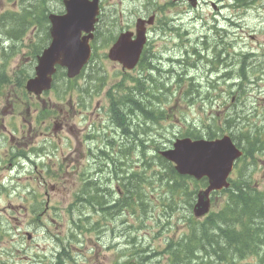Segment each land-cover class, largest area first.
<instances>
[{
  "label": "rangeland",
  "instance_id": "obj_1",
  "mask_svg": "<svg viewBox=\"0 0 264 264\" xmlns=\"http://www.w3.org/2000/svg\"><path fill=\"white\" fill-rule=\"evenodd\" d=\"M54 1L56 0H46L49 9L60 8L58 7L59 1L57 4ZM143 1L104 0L103 8L106 14H110L108 21L120 25L134 21L137 15L149 14L150 10L156 8L153 3H151L152 7L149 5L145 7L142 5ZM157 1L160 3V5H157L160 26L158 24L157 39L152 43V49L157 55L156 58L145 59L139 69L122 72L120 66L97 54L94 62L87 68L84 78L77 83L75 82L77 94L72 93L75 87L74 83L73 85L58 87L56 92L47 96L46 100L56 106L62 103V105L57 106V110H61L65 105L76 107V104L80 102L79 95H82L84 99L91 97L93 98L91 101L95 102L97 107L100 108L99 115L96 112L93 114L94 122L99 125L103 122L101 118L105 116L102 109L105 107V102L102 96L106 94L107 97V93L111 88L118 91L116 95L122 96L133 84L139 85L136 81L141 83V92L135 96L138 99L147 100L144 105L147 106L148 110L153 108V102L157 103V95L159 94L154 92L150 93L149 96L143 95L149 88L150 83L151 92L156 91L157 87L164 81H173V84L177 83L179 85V89L188 90L194 83L204 96H197L190 102L186 100L182 102L179 98L174 97L178 93V91H175L173 96L168 94L171 97V102L169 98L163 97L162 103H157V108L164 110L167 121L157 122L146 119V122L143 123L144 128H141V126L135 127L133 138L129 140V143L133 142L136 150L134 152L130 151V154H126L125 157L120 155V150L113 152L112 158L117 166L112 165L106 173H101L98 176H94L98 172V167H93L92 171H86L84 166V163L87 164L86 160H81L83 164L80 169L73 170H71L73 166L70 158L63 161V154L69 152L64 135L66 132L64 131V134L48 139L47 152L51 159L49 166L39 168V170L34 169L30 172L25 171V173L17 168L10 170V164L3 168L0 167V227L2 228H0V233H2L0 236V264H31L36 253H45L47 260H51L56 251L62 252V250L63 254H73L76 261H84L85 258L79 255L77 249L67 244V242H72L68 238L72 229H75V225H72V216L67 214V208L74 200V198H71L74 188L83 182L84 176H87L86 179H91L90 177L93 175L96 179H102L103 182H105L106 177L108 179L114 177L117 180L114 170H118L120 168L119 163L124 161L130 167V171H134L139 175L137 178L140 187H145L146 206L150 217L145 220L144 226H138L137 230L132 231V235H125L121 239V241L130 242L128 246L122 245L118 251L115 248L113 254L112 251H107L108 256L113 257L114 255L113 260L106 261V256L102 254L98 257L97 264L98 262L99 264H102V262L106 264L130 262L137 259L148 261V264H170L168 257L175 248L167 253L168 245L189 233L190 197L193 196L197 188L195 186L196 182L192 179L180 180V187L176 189L177 193L174 195L177 202H172L168 186L163 181L160 182L153 172L154 166L157 169L162 167L157 160L156 148L158 150V147L164 144L168 145L172 141L174 143L180 137L188 135L201 137L202 134L210 131L208 128L212 121L220 120L223 122L224 114L235 112H241L242 117L248 115L249 122L239 120V128L242 129L250 125L249 131L256 133L254 138L259 137L256 127L257 125L262 126L264 121V58H258L250 54L264 51V0L249 5L247 9H223L221 15H215L210 2L212 1L223 7L227 2L224 1L222 2L224 4H222L220 2L222 0L203 1L201 6L196 9H192L190 5L174 3L173 0ZM39 3V0H0V17L6 16L7 18L4 24L0 26V67H2L1 63H5V54L8 55L7 58L12 55L7 68L8 75L15 70L16 74L23 77V72L18 69L29 67V63L33 64L31 57L28 58V55L23 52L28 50L26 48L27 42L31 38L37 41L41 40L44 31L41 26L29 24L27 21L23 24L21 14L27 12L30 5ZM35 5L33 6L34 13L40 14V6ZM227 5L233 4L229 3ZM223 16H225L223 18L225 22L221 20ZM197 19L200 21L197 22ZM18 28L22 30L20 36H16L15 33ZM11 35L13 38H11ZM9 38L10 41H8ZM10 45L15 48L14 51L10 49ZM246 54L250 55L246 63L251 65L255 75L252 79L253 83L247 87L248 95L244 96L242 94L237 100V89L233 87L235 84L231 80L224 83L223 79H218L224 72L233 71L236 73L244 62L243 56ZM100 56H102V59H100ZM176 58H180L181 62H177ZM91 69L96 71L91 73ZM28 71L31 72V69ZM88 75H91L92 79H88ZM95 76H105L106 84L100 86L95 81ZM63 84L61 83V85ZM213 85H216V88L211 90L210 87ZM178 88L175 87L174 90H178ZM209 89L213 101L207 95ZM58 91H60V97H57ZM186 91L184 90V92ZM232 93H236V95H232ZM19 95H22V93H19ZM70 95L72 100H70ZM232 97L235 99L234 102L231 101ZM15 98L16 96L13 95L12 100L7 101L5 97H0V120L3 117L5 118V120H2L0 129L3 128V125H9L10 123L12 127H16L15 125H18L19 122L29 126L25 103L31 107L33 112L36 109L37 102L30 98L23 100L19 98L17 101L21 105L17 106L15 110L13 105ZM172 103L174 105H170ZM39 105L41 108V103ZM56 106L51 104L49 107L55 108ZM76 108L77 110L80 109L79 107ZM244 110H246V113H244ZM32 116H34V112ZM132 119L130 118V122ZM81 121L82 116L71 112L69 124L73 127L72 132L79 133V131H82L86 133L88 131L83 128L86 123ZM220 129L221 131H227V133L230 132L228 128H225L224 123ZM138 131L139 134L136 133ZM245 131L244 129L243 132ZM99 133L103 135L101 129ZM95 134L96 132L93 135ZM215 135L221 136L222 134ZM96 136L98 138L96 142L101 145L99 141L101 136L97 134ZM239 137H241V134H239ZM137 140L138 142L141 141L140 149H137ZM44 141L41 137L38 139L28 137L23 142V148L29 152L32 143L37 147L42 145ZM142 142L153 153L149 151L146 154ZM14 145V142H8L1 138L0 157L5 159L4 154ZM75 146L76 143L73 147ZM87 146L86 142L81 145L82 152L84 150L88 151ZM260 155L261 153L251 159L247 164L248 167L241 168L239 175L234 177L233 180L246 179V176L250 174L251 184L264 185V157L260 159ZM144 164L151 165L149 167L146 165L147 168L143 169L142 173ZM38 165L40 166V163ZM252 169L256 171L253 173ZM120 175L121 173L118 171L117 177H121ZM132 181L136 184L135 179H132ZM58 183H61V185L56 188L55 186ZM69 193L70 196H68ZM134 195L136 196V192H134ZM156 199L157 207L155 205ZM48 200V214L40 217L44 211L42 208ZM224 200L225 195H217L216 202L213 205L214 209L219 210ZM26 208H30V210L35 208L40 213L39 219L41 221L33 223L32 221L35 219L25 212ZM126 215L129 216L127 222L132 223L130 215L128 213ZM114 223L117 224L118 221L116 220ZM121 226L122 223L120 222L118 230L123 229ZM27 231L33 234L34 241L32 240L31 243L28 241L25 243L21 238L25 236ZM104 235L100 244L106 250L110 245L111 232L107 231ZM135 235H138L136 241L132 240ZM90 237L98 239L94 233L88 235L83 233L79 236L82 243H75V245L82 249L85 244H88L89 247L84 248L85 253L94 254L97 247L92 246ZM134 245L145 247L144 255H141V252L137 250L126 249L134 247ZM157 250L159 257L156 254ZM145 256L149 258H144ZM254 262H256L255 258H247L244 264Z\"/></svg>",
  "mask_w": 264,
  "mask_h": 264
},
{
  "label": "water",
  "instance_id": "obj_2",
  "mask_svg": "<svg viewBox=\"0 0 264 264\" xmlns=\"http://www.w3.org/2000/svg\"><path fill=\"white\" fill-rule=\"evenodd\" d=\"M67 8L69 14L54 21L55 27H65L72 30L76 27L88 28V25L92 24L90 14L94 15V13L91 10L87 11V7H84L82 3L80 4L79 0L68 2ZM72 35L74 33L68 32L63 38L62 43L57 44L53 49L52 55L56 57L51 61L49 59L42 61L38 68V78L28 83L30 91H35L41 83L46 81L51 68V66L49 68V63L52 66L58 62L67 66H70L72 63L77 68L82 66L79 60L75 59L78 62H73V58H65L62 54L65 51L64 49L74 48ZM239 155L240 153L233 148L231 141L228 139L216 143L181 141L176 145V150L164 154L166 158L176 163L177 170L180 173L191 174L197 179L208 176L212 184L209 191L223 184L224 178L228 175V169L230 170L231 159Z\"/></svg>",
  "mask_w": 264,
  "mask_h": 264
},
{
  "label": "trees",
  "instance_id": "obj_3",
  "mask_svg": "<svg viewBox=\"0 0 264 264\" xmlns=\"http://www.w3.org/2000/svg\"><path fill=\"white\" fill-rule=\"evenodd\" d=\"M151 115H152V114H149L150 117H151ZM158 118H159V117L157 116V119H158ZM162 118H163V117H162ZM162 118H161V119H162ZM161 119H160V120H161ZM235 120H236V119L233 118V119H231V122H234ZM157 121H158V120H157ZM247 134H248V133H247ZM211 136H212V134H211ZM249 150H250V149H249ZM241 200L244 201V200H245V197H242ZM237 203H238L237 193H234V194H231V193H230V201L228 202V204H227V206H226L225 208L228 209V210H233ZM246 206H248V203H246ZM245 218H246V222L249 223L250 219L248 218V215L245 216V217H243V219H245ZM248 226H249V225H247V228H248ZM225 237H226V239H227L226 244H227V248H228V250L226 249L225 251L228 252V253H230V255L226 258V261H227L228 264H233L234 261L236 260V255H237V254H235V253L237 252V250H234V249H235L236 247H238V244H244V243H246L247 241H245V240H246L248 237L251 238V235H250L249 231L241 232L240 235H237V233L235 234V233L232 231V232H230V233H227V234L225 235ZM239 237H242V240H238ZM210 247H214V244H213V243H210ZM218 250H219L218 248H215V249H214L215 254L220 252V251H218ZM244 253H246V251L243 252V254H244ZM220 260H222V259H220ZM45 264H47V263H45ZM48 264H63V263H62L61 260L58 259V260H56V261H54V262L52 261V262H50V263H48Z\"/></svg>",
  "mask_w": 264,
  "mask_h": 264
},
{
  "label": "flooded vegetation",
  "instance_id": "obj_4",
  "mask_svg": "<svg viewBox=\"0 0 264 264\" xmlns=\"http://www.w3.org/2000/svg\"><path fill=\"white\" fill-rule=\"evenodd\" d=\"M103 14V11L101 12V15ZM156 16H157V11H154L152 14H150V15H148L147 17H143V19H145V21H146V19L147 18H154V20H156ZM155 24V23H154ZM104 25H105V23H103L102 22V19L100 18V21H99V24H98V26H97V28H96V32H95V38H94V40H96L97 39V37L101 34V33H103V29H104ZM145 25H147V23H144V26ZM131 27L132 26H129V27H125V29L124 30H129V29H131ZM152 27H148V30L149 29H151ZM106 29V28H105ZM140 113V112H139Z\"/></svg>",
  "mask_w": 264,
  "mask_h": 264
},
{
  "label": "bare ground",
  "instance_id": "obj_5",
  "mask_svg": "<svg viewBox=\"0 0 264 264\" xmlns=\"http://www.w3.org/2000/svg\"><path fill=\"white\" fill-rule=\"evenodd\" d=\"M252 115V114H251Z\"/></svg>",
  "mask_w": 264,
  "mask_h": 264
}]
</instances>
